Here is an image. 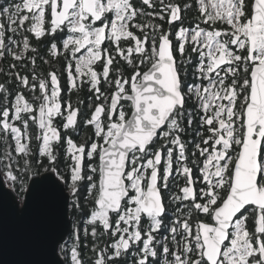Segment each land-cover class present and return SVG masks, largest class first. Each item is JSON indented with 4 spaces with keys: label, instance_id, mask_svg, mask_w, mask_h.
I'll return each instance as SVG.
<instances>
[{
    "label": "snow or ice",
    "instance_id": "obj_1",
    "mask_svg": "<svg viewBox=\"0 0 264 264\" xmlns=\"http://www.w3.org/2000/svg\"><path fill=\"white\" fill-rule=\"evenodd\" d=\"M9 58L0 176L51 264H264V0H0Z\"/></svg>",
    "mask_w": 264,
    "mask_h": 264
},
{
    "label": "water",
    "instance_id": "obj_2",
    "mask_svg": "<svg viewBox=\"0 0 264 264\" xmlns=\"http://www.w3.org/2000/svg\"><path fill=\"white\" fill-rule=\"evenodd\" d=\"M48 175L38 176L35 179L43 181ZM34 182H30L24 202L31 195V185ZM4 183L3 177L0 176V264H51L54 253L50 245V236L53 232L58 233V226L52 225L43 216L29 219L23 227L19 225L12 202L19 204L21 209L24 203L21 204L15 197L14 191ZM4 193H8L9 197H5ZM65 195H68L67 191ZM65 219L71 225L70 207ZM67 238L68 235L65 234L64 240Z\"/></svg>",
    "mask_w": 264,
    "mask_h": 264
},
{
    "label": "flooded vegetation",
    "instance_id": "obj_3",
    "mask_svg": "<svg viewBox=\"0 0 264 264\" xmlns=\"http://www.w3.org/2000/svg\"><path fill=\"white\" fill-rule=\"evenodd\" d=\"M186 23H187V22H186ZM62 86H64V81H63V79H62ZM25 92L27 93V90H25ZM88 95H89V94L87 93L86 90L82 91V92L80 93L79 96H77L75 93H73V94L71 95V100H72V102H77L79 99H84V98H86ZM85 103H86V101H85ZM81 107H85V105L82 104ZM86 115H87V112H86V114H85V113L82 111V109H81V116H80L78 119L82 120V119H84V118L86 117ZM57 123H58V124L60 123L59 118L57 119ZM78 128H79V134H77V133H75V132L70 133V134L72 135V137H73L74 140H76L77 142H80L82 137H85V136H87V135H90V129L83 127L82 124L78 125ZM34 134H35V133H34ZM62 135H63V130H62ZM32 147H33L34 149H37V148H38V143H37L35 140H33ZM57 153H58V161H57V163H58V165H59V169H60L62 172H64V171L66 170V168H67V164L70 163V161L65 160L64 155H63V147H62V146H57ZM46 174H49V173L41 172V174H40L39 176L42 177V176H44V175H46ZM30 182H31V181H29L28 184H27V189H26L25 191H23V192H20L19 195L17 194V192H14L15 195H16L15 197H17V200H18L20 203H21V200H20V199H21L23 196H24V198H25V195L27 194V192H28V190H29ZM18 187H19V186H18ZM69 207H70V206H69ZM71 211H72V209H71V207H70V213H71ZM70 219H71V216H70ZM72 221H73V219H71V223H72ZM127 264H131V259H129V260L127 261Z\"/></svg>",
    "mask_w": 264,
    "mask_h": 264
},
{
    "label": "trees",
    "instance_id": "obj_4",
    "mask_svg": "<svg viewBox=\"0 0 264 264\" xmlns=\"http://www.w3.org/2000/svg\"><path fill=\"white\" fill-rule=\"evenodd\" d=\"M9 2H11V0H9ZM190 16H192V15H190ZM190 19H191V17L189 18V16H188V18L186 19V22H192V21H190ZM40 48H41V50L43 51V49H44V45L43 44H41L40 45ZM11 61H10V58L7 60V61H0V68H2L3 70H4V72H7L9 69H8V64L10 63ZM41 62L40 61H38V64H40ZM57 69H59L60 67H61V65L59 64V63H56L55 65H54ZM48 65H42V70H48ZM30 70V66H29V69L28 70H25V72H27V71H29ZM22 74H25L24 72H22ZM7 79V77L3 74V73H0V83H2V82H4L5 80ZM78 102V101H77ZM77 102H72L73 103V105L75 106L76 104H77ZM82 106V104L80 105V107ZM81 109H82V111L86 114V109H85V107H81ZM31 130V132H33V133H35L36 132V129L33 127V128H31L30 129ZM70 216H71V219H73L74 217H73V215H72V211H71V213H70ZM70 219V220H71ZM80 222L81 223H83V214H81V220H80ZM67 241L69 240L70 241V238H69V236H68V238L66 239ZM69 245H70V243H69ZM89 247H90V245H89ZM85 251V254L86 255H90V253H88V251H87V249H85L84 250Z\"/></svg>",
    "mask_w": 264,
    "mask_h": 264
},
{
    "label": "rangeland",
    "instance_id": "obj_5",
    "mask_svg": "<svg viewBox=\"0 0 264 264\" xmlns=\"http://www.w3.org/2000/svg\"><path fill=\"white\" fill-rule=\"evenodd\" d=\"M190 17H191L190 21H192V20L194 19V16H190V15H189V18H190ZM187 18H188V17H187ZM187 23H191V22L188 21ZM30 131H31V130H30ZM4 184L7 185L6 182H5ZM22 198H23V200H24V196H23ZM22 198H21L20 200H22ZM21 204H23V203L21 202ZM69 220H70V219H69ZM68 242L71 244V240H70V241L68 240Z\"/></svg>",
    "mask_w": 264,
    "mask_h": 264
}]
</instances>
